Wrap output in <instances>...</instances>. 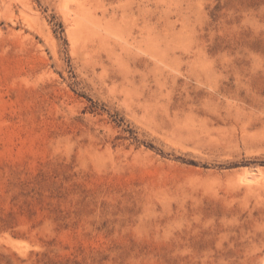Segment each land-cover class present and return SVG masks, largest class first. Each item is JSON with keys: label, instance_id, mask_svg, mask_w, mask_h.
Returning <instances> with one entry per match:
<instances>
[{"label": "rangeland", "instance_id": "1", "mask_svg": "<svg viewBox=\"0 0 264 264\" xmlns=\"http://www.w3.org/2000/svg\"><path fill=\"white\" fill-rule=\"evenodd\" d=\"M0 264H264V0H0Z\"/></svg>", "mask_w": 264, "mask_h": 264}]
</instances>
